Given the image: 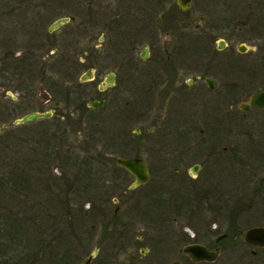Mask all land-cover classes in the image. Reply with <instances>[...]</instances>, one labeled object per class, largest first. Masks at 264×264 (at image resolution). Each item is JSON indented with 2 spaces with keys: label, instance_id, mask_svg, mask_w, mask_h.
Returning a JSON list of instances; mask_svg holds the SVG:
<instances>
[{
  "label": "flooded vegetation",
  "instance_id": "flooded-vegetation-1",
  "mask_svg": "<svg viewBox=\"0 0 264 264\" xmlns=\"http://www.w3.org/2000/svg\"><path fill=\"white\" fill-rule=\"evenodd\" d=\"M77 1L19 0L8 6L11 0H0L1 14L7 15L0 20L11 21L14 17L8 15L18 14L19 9V45L28 23L31 36H25L28 44L25 40L23 46L27 62L40 57L37 66L28 68L44 73L42 79L50 76L57 62L65 73L81 69L78 82L68 83L74 91L66 94L65 101L69 106L74 94L80 96L78 103L69 106L65 116L79 110L99 113L114 105L116 114H123L125 120H145L147 135L162 131V140L168 136L163 122L164 126L178 125L179 144L156 149L164 161L174 156V175L134 187L136 180L130 173L132 180H112V196L99 193L96 222L78 228L74 242L68 240L73 232L70 220H63V226L55 223L56 214L47 213L45 225L33 227L39 246L31 264H264V235L250 232L264 229V172L248 173L252 163L264 169V144L240 149L231 138L233 116L264 120V104H253L251 99L259 92L264 95L257 75L264 72V0L239 1L237 21L232 27L224 23L220 28L224 34L218 38L211 31L200 38L194 31L200 25L191 16H172L173 6L185 11L193 0H188L186 9L178 0ZM222 2L226 10L233 9L232 0ZM56 3L71 7L41 32L40 8H47L42 12L46 16ZM61 18L68 20L49 31ZM75 20L82 29V41L57 56L56 48L48 49L54 42L51 35ZM233 37L245 42L233 47ZM35 38L38 47L33 44ZM237 75L239 82L232 79ZM241 86L261 89L233 104L235 89ZM39 101L50 99L40 97ZM92 101L98 107H92ZM60 105L54 100L56 108ZM35 111L50 113L37 119H51L56 110L30 112ZM243 132L251 138L259 131ZM127 157L144 159L150 179L148 156ZM233 163L239 166H235L237 177H232ZM241 167L243 177L239 176ZM258 193L261 199H255ZM64 212L69 214L70 209Z\"/></svg>",
  "mask_w": 264,
  "mask_h": 264
},
{
  "label": "rangeland",
  "instance_id": "rangeland-1",
  "mask_svg": "<svg viewBox=\"0 0 264 264\" xmlns=\"http://www.w3.org/2000/svg\"><path fill=\"white\" fill-rule=\"evenodd\" d=\"M3 1L6 0H1ZM11 1L8 6L19 2ZM222 1L193 0L191 7L185 11L173 6L172 16H191L195 18L194 23L200 25L199 29L194 30L199 32L200 38L203 34H210V31L218 38L224 34L220 29L224 23H230L231 26L237 21L235 17H238L241 7L238 2L242 0H232L233 9L230 10H226ZM62 7L56 3L55 8L46 16L42 15V12H46L47 8H40L39 18L43 24L39 28L42 29L41 32H46L51 21L64 15L71 6ZM2 10L0 3V17H6L7 15L1 14ZM16 12L18 14L8 15L14 17L11 21L0 20V264H19L20 258L25 264L34 262L38 250H35V246L39 245L35 244L38 240L37 230L33 227L37 228V224L45 225L44 216L49 212L56 214L58 222L55 223L64 226L65 222L62 221L70 220L73 234L71 233L68 240L71 242H74V234H79L78 228L83 224H94L99 193L105 191L111 197L112 180H132L129 173L116 165V157L134 156L136 153L144 158L148 156L151 160L149 180H166L174 175V165L171 162L175 161V158L171 155L164 161L156 149L179 144L176 137L178 125L169 122L164 126L166 122H163L162 128L168 130L165 132L168 136L162 140V131L150 132L147 135L149 129L143 128L147 125L145 120H125L123 114H116L114 105L106 106L99 113L71 110L69 116H65L68 107L74 108L78 103L80 96L74 94L70 98L69 106H66L65 101L66 94L70 93V90L74 91L68 83L78 82L81 69L76 73H65L60 71L62 69L57 66L60 65L57 62L56 68L48 72L50 76L46 79H42L44 73L32 72L28 65L37 66L40 57L34 56L31 62H27L23 46L25 40L26 45L28 44L25 36L30 35L26 29L28 23L24 24L23 34L26 35L19 45V9ZM77 23L78 20L66 23L53 32L51 37L54 42L48 49L56 48V55L59 56L61 50L77 47L82 41V29L77 27ZM188 31L191 30L185 29L184 32ZM32 41L38 47V40L35 38ZM240 42H245V39L233 37L231 44L234 47ZM247 43L254 44L250 41ZM257 75L258 82L264 86V72ZM232 79L238 82L240 80L238 75ZM65 84L67 86H64ZM132 87L138 94L137 86L133 84ZM249 87L241 86L235 89L233 104L246 98L247 94L261 89ZM88 88L90 89V86ZM77 89L80 91V88ZM40 97L50 101L40 102ZM54 100L60 102V108L54 106ZM49 109L56 110L51 119L42 118L24 124H14L16 118L32 110ZM246 129L258 130L257 135H260V138L254 134L251 138L248 137L246 132H243ZM262 129L264 120H243L233 116V146L247 149L248 146L263 145ZM103 157L106 158L105 163H102ZM252 164L254 166L248 168V173L256 170L263 174L264 169L257 167L256 163ZM237 165H232V177H237V174H234L238 171L235 169V166L239 167ZM242 172L244 174L241 167L239 176L243 175ZM103 183L105 188L101 189ZM259 198L261 199L260 193L255 199ZM68 202L71 210L69 214H65ZM108 206L112 208L111 199ZM35 213L40 216L37 218L38 214Z\"/></svg>",
  "mask_w": 264,
  "mask_h": 264
},
{
  "label": "water",
  "instance_id": "water-1",
  "mask_svg": "<svg viewBox=\"0 0 264 264\" xmlns=\"http://www.w3.org/2000/svg\"><path fill=\"white\" fill-rule=\"evenodd\" d=\"M178 5L182 9H186L188 6V0H178ZM67 20H68L67 18H61L57 20L50 26L49 31L56 29L58 26H60ZM251 99L253 104H258V105L264 104L263 92L253 94ZM89 104L92 107L95 108L98 107V103L96 102L92 101ZM49 116L50 113H46V112H37V111L29 112L19 118H16L14 120V124L28 123L34 121L37 118L49 117ZM116 163L119 167L123 168L134 177V180H136V182L133 183V187L136 186L137 184H143L147 180H149V171H148L147 163L145 162L144 159L137 157H118L116 159ZM253 231L256 232L258 231L260 232V234L263 233L264 235V229H254L251 230L250 232L252 233Z\"/></svg>",
  "mask_w": 264,
  "mask_h": 264
},
{
  "label": "trees",
  "instance_id": "trees-1",
  "mask_svg": "<svg viewBox=\"0 0 264 264\" xmlns=\"http://www.w3.org/2000/svg\"><path fill=\"white\" fill-rule=\"evenodd\" d=\"M105 160H106V158L103 157V159H102V163H103ZM105 162H106V161H105ZM105 162H104V163H105ZM119 168H120V167H119ZM122 169H123V168H122ZM123 170H124V169H123ZM124 171H125V170H124ZM68 208L71 210V208L67 206L66 209H68ZM33 216H34V215H33Z\"/></svg>",
  "mask_w": 264,
  "mask_h": 264
}]
</instances>
